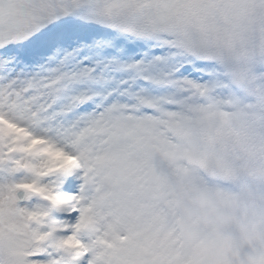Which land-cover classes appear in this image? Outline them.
<instances>
[{"label":"snow or ice","instance_id":"6c2138e0","mask_svg":"<svg viewBox=\"0 0 264 264\" xmlns=\"http://www.w3.org/2000/svg\"><path fill=\"white\" fill-rule=\"evenodd\" d=\"M0 264H264V0H0Z\"/></svg>","mask_w":264,"mask_h":264}]
</instances>
